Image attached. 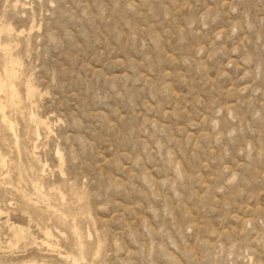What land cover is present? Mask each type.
I'll return each mask as SVG.
<instances>
[{
  "label": "rangeland",
  "instance_id": "1",
  "mask_svg": "<svg viewBox=\"0 0 264 264\" xmlns=\"http://www.w3.org/2000/svg\"><path fill=\"white\" fill-rule=\"evenodd\" d=\"M0 80V264H264V0H0Z\"/></svg>",
  "mask_w": 264,
  "mask_h": 264
},
{
  "label": "bare ground",
  "instance_id": "2",
  "mask_svg": "<svg viewBox=\"0 0 264 264\" xmlns=\"http://www.w3.org/2000/svg\"><path fill=\"white\" fill-rule=\"evenodd\" d=\"M0 82H1V80H0ZM5 83V82H4ZM4 83H2V86H1V89H3V87L5 86V85H3ZM7 85V84H6ZM12 87H14V86H12ZM0 89V90H1ZM14 91V90H13ZM14 92H16V91H14ZM16 94V93H15ZM14 95V94H13ZM8 122H10L9 120H8ZM10 124L12 125V123L10 122Z\"/></svg>",
  "mask_w": 264,
  "mask_h": 264
}]
</instances>
